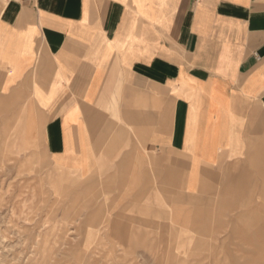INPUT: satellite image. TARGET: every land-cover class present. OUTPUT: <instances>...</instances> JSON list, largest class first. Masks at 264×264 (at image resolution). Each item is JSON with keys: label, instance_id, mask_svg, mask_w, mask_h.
I'll list each match as a JSON object with an SVG mask.
<instances>
[{"label": "crops", "instance_id": "crops-1", "mask_svg": "<svg viewBox=\"0 0 264 264\" xmlns=\"http://www.w3.org/2000/svg\"><path fill=\"white\" fill-rule=\"evenodd\" d=\"M0 98L125 208H264V0H0Z\"/></svg>", "mask_w": 264, "mask_h": 264}, {"label": "rangeland", "instance_id": "rangeland-1", "mask_svg": "<svg viewBox=\"0 0 264 264\" xmlns=\"http://www.w3.org/2000/svg\"><path fill=\"white\" fill-rule=\"evenodd\" d=\"M23 109L0 98V264H264V208L178 218L181 186H165L157 208H125L106 186L52 166Z\"/></svg>", "mask_w": 264, "mask_h": 264}]
</instances>
